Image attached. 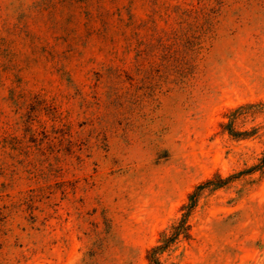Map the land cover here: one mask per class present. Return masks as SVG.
I'll return each instance as SVG.
<instances>
[{"label": "rangeland", "instance_id": "obj_1", "mask_svg": "<svg viewBox=\"0 0 264 264\" xmlns=\"http://www.w3.org/2000/svg\"><path fill=\"white\" fill-rule=\"evenodd\" d=\"M168 238L264 264V0H0V264Z\"/></svg>", "mask_w": 264, "mask_h": 264}, {"label": "trees", "instance_id": "obj_2", "mask_svg": "<svg viewBox=\"0 0 264 264\" xmlns=\"http://www.w3.org/2000/svg\"><path fill=\"white\" fill-rule=\"evenodd\" d=\"M211 182H209V184H211ZM193 196H191V199H192ZM171 241V238H168L167 240H165L164 242V245L163 246H159V247H156L154 249H152L149 253V260H150V263L151 264H159V261L157 259V255L159 253H161L162 251H165V249L169 246V243Z\"/></svg>", "mask_w": 264, "mask_h": 264}]
</instances>
